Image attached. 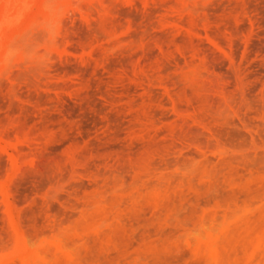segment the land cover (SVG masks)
I'll return each mask as SVG.
<instances>
[{
    "label": "rangeland",
    "instance_id": "rangeland-1",
    "mask_svg": "<svg viewBox=\"0 0 264 264\" xmlns=\"http://www.w3.org/2000/svg\"><path fill=\"white\" fill-rule=\"evenodd\" d=\"M0 21V264H264V0Z\"/></svg>",
    "mask_w": 264,
    "mask_h": 264
},
{
    "label": "bare ground",
    "instance_id": "bare-ground-1",
    "mask_svg": "<svg viewBox=\"0 0 264 264\" xmlns=\"http://www.w3.org/2000/svg\"><path fill=\"white\" fill-rule=\"evenodd\" d=\"M13 3H14V2H13ZM6 4H8V2H7ZM13 5H14V4H12V6H13ZM15 5H16V4H15ZM23 5H24V4H23ZM5 6L7 7V5H5ZM23 7H24V6H23ZM11 8H12V7H11ZM17 8H18V7H17ZM21 9H23V8H22V4H21ZM21 9H20L19 11L22 12ZM16 12H17V10H16ZM18 13H19V15L16 14V16L20 18V16H21V15H20V12H18ZM2 16H6V14H4V15H2ZM2 19H4V18H2ZM2 19H1V20H2ZM4 20H5V19H4ZM4 20H3L2 22H4ZM0 22H1V21H0ZM5 22L8 23L7 20H5ZM0 25H1V23H0ZM2 25H3V24H2ZM5 25H8V24H5ZM12 26H13V25H12ZM0 27H1V26H0Z\"/></svg>",
    "mask_w": 264,
    "mask_h": 264
}]
</instances>
